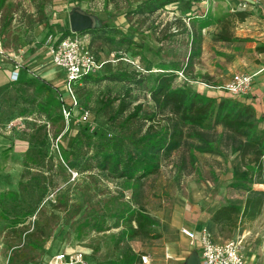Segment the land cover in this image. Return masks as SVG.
<instances>
[{
	"label": "rangeland",
	"instance_id": "374dc122",
	"mask_svg": "<svg viewBox=\"0 0 264 264\" xmlns=\"http://www.w3.org/2000/svg\"><path fill=\"white\" fill-rule=\"evenodd\" d=\"M142 2L0 0L2 43L18 59L24 55L27 69L21 70V80L49 81L58 89L56 95H64L70 103L64 70L53 65L44 52L36 53L35 47L48 32L71 30V9L84 6L109 18L103 33L88 36L98 57L116 58L123 52L147 71L176 68L177 86L242 103V95H233L223 86L234 74L251 73V66L262 62L255 52L264 40V0H204L199 7L193 5L191 19L178 2L170 3L153 18H142L135 9ZM244 10L253 15L237 22L234 33L242 40H215L214 33L220 30L218 19ZM174 24L178 31L169 32L168 27ZM129 64L112 63L106 69L108 77L124 73L127 79L116 82L104 76L101 82L80 91L93 122L92 129L83 133L78 120L70 124L63 121L60 108L50 104L45 90L11 83L9 73L0 69L2 258L9 259L10 264H49L56 254L81 252V264H125L123 254L131 247L133 264H144L141 255H148L150 264H186L194 252L199 253V245L192 246L180 232L181 227L197 231L207 227L220 241L245 235L247 264H264V208L256 220L238 223L236 228H222L212 221L221 206L228 202L243 205L248 195L233 184V168L241 157L232 151L222 127L218 128L214 152L183 147L171 157H163L160 169L140 182L100 168L101 156L95 155L102 141L99 133L105 128L109 136L131 133L137 127L123 126L127 114L111 120L118 101L105 109L101 97L130 92L133 105L150 101L152 76L157 73L139 75L134 70L137 67ZM261 77L254 76V87ZM261 97L258 94L253 102L261 106ZM78 111L76 108L75 114ZM64 152L71 164L64 161ZM44 189L47 191L42 198ZM140 204L156 221L148 237L131 236L136 225L133 213Z\"/></svg>",
	"mask_w": 264,
	"mask_h": 264
},
{
	"label": "trees",
	"instance_id": "16d2710c",
	"mask_svg": "<svg viewBox=\"0 0 264 264\" xmlns=\"http://www.w3.org/2000/svg\"><path fill=\"white\" fill-rule=\"evenodd\" d=\"M176 1L181 5L180 7H183L185 13L192 15L189 17L191 19L194 17L193 5L198 4L199 7L204 0H147L138 11L143 14H153L167 4ZM195 15L199 16V14ZM251 15L250 11L244 10L220 17L218 19L220 30L214 34V39L223 42L241 41V38L236 37L234 29L237 22H245ZM108 19H101V28L86 30L83 33L90 35L103 33L106 30V25L109 24ZM71 33L69 30L64 35ZM194 36L193 32L190 55L193 52ZM89 48L91 49L90 45ZM258 51L264 52V45L258 47ZM125 57V55H119L116 58L102 59L97 56L98 59L105 61V65L100 71L84 76L75 84V94L78 100L76 107L62 101L60 94L57 96L55 93L58 89L49 81L20 79L17 82H10L35 85L45 90L50 97V104H55L60 108L63 121L66 123L63 114L65 106L71 112L68 124L78 120L77 122L83 126L81 128L83 133L85 130L92 129L93 122L91 116L87 120L82 118L83 112L89 111L90 114V110L83 104L80 91L88 90L89 85L93 82H101L104 76L116 82L127 79L122 75L124 73L112 74L108 77L106 72L107 67L112 63L126 62L130 65L124 60ZM134 70L139 75L157 73L152 76L150 101L133 105L130 92L119 97L105 93L101 97L99 101L105 109L112 108L118 101L110 116L111 120L127 114L123 126L135 124L137 127L131 133H115L109 136L107 128L99 133L102 141L99 143L95 155L101 156L100 168L119 178L140 182L160 169L163 157H171L175 151L183 147H189L199 152H214L218 128L222 127L225 130L226 138L231 141L232 151L241 157V162L233 168V184L246 190L248 195L243 205L228 202L221 206L213 214L212 221L221 225L222 228L227 225L236 228L238 223L256 220L264 208V190L254 188L255 184H264V129L259 128V118L255 107L251 104L231 103L225 99L210 97L185 85L177 86L175 82L179 71L176 68L147 71L142 67ZM76 108L79 110L78 114H75ZM95 129L94 126L92 131L95 132ZM191 139L193 141H190ZM63 159L66 163L71 164L70 157L66 153ZM45 191L47 189L42 192V198L46 194ZM133 219L136 225L132 226L131 236L148 237L152 234L156 221L141 204L133 213ZM123 258L125 264L135 262V254L131 247L126 248Z\"/></svg>",
	"mask_w": 264,
	"mask_h": 264
},
{
	"label": "built area",
	"instance_id": "2783aa9c",
	"mask_svg": "<svg viewBox=\"0 0 264 264\" xmlns=\"http://www.w3.org/2000/svg\"><path fill=\"white\" fill-rule=\"evenodd\" d=\"M44 48L51 57L52 63L62 68L66 74V92L71 100L69 104L74 107L78 106L75 84L84 76L100 71L104 67L105 61L97 58L89 48L86 36L78 33L50 34L44 43ZM23 57L20 55L21 59H18L5 49L0 33V69L8 71L12 82L19 81L21 70L27 69ZM124 60L141 69L139 63L134 59L125 57ZM253 78L254 75L252 74L239 72L234 74L223 88L233 95L249 94L252 90ZM60 97L62 101L68 104L64 95H60ZM63 114L65 120L69 122L71 112L65 106L63 107ZM88 117L89 111H84L82 114L83 120H87ZM180 232L188 238L192 246L199 245L201 264H247V258L243 251L245 235L220 241L215 238L207 227H203L199 231L189 227H181ZM141 258L144 264L151 263V258L148 255H142ZM83 261L84 254L81 252H62L56 254L49 264H81ZM0 264H10L9 259L4 260L1 253Z\"/></svg>",
	"mask_w": 264,
	"mask_h": 264
},
{
	"label": "crops",
	"instance_id": "0c3cea01",
	"mask_svg": "<svg viewBox=\"0 0 264 264\" xmlns=\"http://www.w3.org/2000/svg\"><path fill=\"white\" fill-rule=\"evenodd\" d=\"M147 0H143V2L140 4V5H137L136 7H135V9L137 10V12H139L138 11V9L141 7V5L142 6H144L145 5V2H146ZM177 2V1H176ZM172 3V2H171ZM170 4V3H169ZM169 4H167V5H169ZM167 5L164 7V8H166L167 7ZM83 9H85L87 12H89V13H93V14H95V15H97V16H99L101 19H105L104 17H102L100 14H98V13H94L93 11H91V10H89V9H87V8H85L84 6L82 7ZM164 8H162V10H164ZM178 8V6L176 7V9ZM161 10V9H160ZM160 10H158L157 12H159ZM157 12H154L153 14H143V13H140L139 12V14L142 16V18H145V19H147V17H149V19L150 18H153L154 17V14H156ZM253 15V14H252ZM251 15V16H252ZM190 19V18H189ZM247 20V19H246ZM241 23H243V22H241ZM165 25H162V27H164ZM236 27H237V25H236ZM168 28H170V31L169 32H176V31H178V29H177V27H176V25L174 24V25H170ZM218 32V31H217ZM216 32V33H217ZM259 33V32H258ZM50 34H58V35H64V34H66V32H63V33H59V32H48L47 34H45V36L43 37V39H42V41L37 45L36 44V47H35V50H36V53H38V52H44L45 53V55L50 59V61H51V57L49 56V54L47 53V50L44 48V43H45V41H46V39H47V37L50 35ZM215 34V33H214ZM85 36H86V40H87V43L89 44V39L91 38V35L90 34H84ZM236 35V34H235ZM88 36L90 37L89 39H88ZM236 37H238V36H236ZM240 38V37H239ZM219 42H223V41H219ZM236 42H238V41H236ZM261 45H264V40H263V42H261V43H259V45H258V47H260ZM258 47H257V51L255 52L256 53V55H257V58H259L262 62L260 63V64H256V65H253V66H251V68H250V70H252V72L251 73H249V74H252V75H257V76H259V75H262V77H261V80H260V82L257 84V87L255 86L254 87V84H253V88H252V91H251V93H249V94H245V95H242V96H240V97H242L241 99L242 100H240L242 103H245V104H251V105H253L254 107H255V109H256V111H257V116H258V118H259V122H258V124H259V128L260 129H264V102H263V104H261V106H259L258 104H256L255 102H253V100L255 99V100H258V98H257V96H258V94H260L262 97H263V101H264V52H259L258 51ZM37 48V49H36ZM6 50H7V48H6ZM10 53V52H9ZM120 55H126L125 53H123V52H120ZM52 62V61H51ZM54 65V64H53ZM159 71L160 70H162V69H158ZM5 71H7V70H5ZM155 71H157V70H155ZM8 72V71H7ZM9 75V74H8ZM10 79V78H9ZM52 80V79H51ZM9 82H10V80H9ZM215 88H217L216 86H214ZM255 90V91H254ZM255 97V98H254ZM261 97V98H262ZM254 188L255 189H258V190H264V184H255L254 185ZM191 228V227H190ZM194 229V228H193Z\"/></svg>",
	"mask_w": 264,
	"mask_h": 264
},
{
	"label": "water",
	"instance_id": "95a60500",
	"mask_svg": "<svg viewBox=\"0 0 264 264\" xmlns=\"http://www.w3.org/2000/svg\"><path fill=\"white\" fill-rule=\"evenodd\" d=\"M70 28L72 33H83L86 30L99 29L102 22L99 16L87 12L81 6H75L69 13ZM186 264H201L198 252H194Z\"/></svg>",
	"mask_w": 264,
	"mask_h": 264
}]
</instances>
